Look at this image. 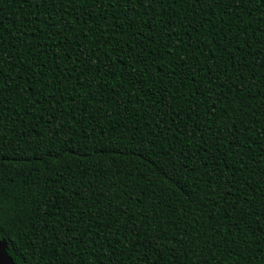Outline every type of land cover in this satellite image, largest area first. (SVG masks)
Wrapping results in <instances>:
<instances>
[{
    "label": "trees",
    "instance_id": "trees-1",
    "mask_svg": "<svg viewBox=\"0 0 264 264\" xmlns=\"http://www.w3.org/2000/svg\"><path fill=\"white\" fill-rule=\"evenodd\" d=\"M190 2L0 0L16 264H264V0Z\"/></svg>",
    "mask_w": 264,
    "mask_h": 264
},
{
    "label": "snow or ice",
    "instance_id": "snow-or-ice-1",
    "mask_svg": "<svg viewBox=\"0 0 264 264\" xmlns=\"http://www.w3.org/2000/svg\"><path fill=\"white\" fill-rule=\"evenodd\" d=\"M163 3V0H149V7L152 6V3ZM236 2V6L239 7L240 4L243 2V0H235ZM200 4V0H191V2L189 3V7L195 9V7L199 6ZM190 19V18H189ZM167 47V46H165ZM168 55H171V52H168ZM88 53L87 50H84V57L87 58ZM163 57L158 56L157 59H162ZM155 66V65H154ZM210 91H214V89H210ZM173 99L176 101V103L174 105H170L169 107L175 109L178 108L179 105V97H173ZM199 129H193L192 131H189L188 129H185L184 131H180L179 129H176L174 132V135L177 136H182V135H192V132L194 131H198ZM210 131V128L208 129ZM261 191L262 193H264V181H262V186H261ZM262 199H264V196H262ZM151 222V221H150ZM137 228L140 227V225H136ZM155 239H162V236H157L155 237ZM201 239V237H197V236H193L191 238L190 241L187 242L186 245H178V249L180 251V253L182 255H184L185 257L188 256L189 252H191L193 254V257L195 258V264H207V258H204L203 260H201L198 256H196V252L195 250L197 248H200L201 251H203V248L197 244V241ZM169 251H176V248H172V249H168ZM129 260H131V257H128ZM189 264H191V261L189 262Z\"/></svg>",
    "mask_w": 264,
    "mask_h": 264
},
{
    "label": "water",
    "instance_id": "water-1",
    "mask_svg": "<svg viewBox=\"0 0 264 264\" xmlns=\"http://www.w3.org/2000/svg\"><path fill=\"white\" fill-rule=\"evenodd\" d=\"M0 264H16L8 253L7 241L2 239H0Z\"/></svg>",
    "mask_w": 264,
    "mask_h": 264
}]
</instances>
